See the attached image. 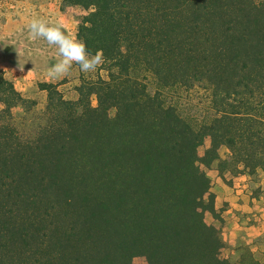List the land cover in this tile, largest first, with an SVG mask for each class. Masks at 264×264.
Segmentation results:
<instances>
[{
	"label": "trees",
	"instance_id": "trees-1",
	"mask_svg": "<svg viewBox=\"0 0 264 264\" xmlns=\"http://www.w3.org/2000/svg\"><path fill=\"white\" fill-rule=\"evenodd\" d=\"M66 2L91 8L76 36L92 53L102 51L107 63L108 79H100L95 91L97 106L86 104L78 115L63 117L70 101L59 95L56 105L54 85L41 83L54 112L37 138L22 142L10 122L0 124V193L10 196L11 187L22 189L15 199L35 190L36 202L52 204V229L46 225L47 207L40 211L35 264H131L141 254L148 264H228L218 256L220 237L204 221V212L214 209V196L201 164L208 167L221 145L235 154L226 122H252L251 109L214 93L227 106L196 128L165 105L160 91L149 93L140 74L130 75V68L143 63L138 56L146 36L138 34L145 13H131L132 0ZM150 2L155 8L148 11L150 19L161 17L155 0ZM0 102L6 109L25 102L1 68ZM205 135L211 145L199 156L196 148ZM252 157L243 154L236 161ZM46 238L55 248L50 257Z\"/></svg>",
	"mask_w": 264,
	"mask_h": 264
},
{
	"label": "rangeland",
	"instance_id": "rangeland-1",
	"mask_svg": "<svg viewBox=\"0 0 264 264\" xmlns=\"http://www.w3.org/2000/svg\"><path fill=\"white\" fill-rule=\"evenodd\" d=\"M132 2L131 13H145L142 17L146 23L138 34L146 36L138 56L143 63L130 68L129 73L140 74L149 93L160 91L165 105L175 107L196 128L219 117L223 106H227L220 97L216 100L214 93L228 96V103H238L239 107L240 102L248 105L254 114L252 122H226L227 135L236 141L235 154L230 147L221 145L208 167L201 164L214 196V209L204 212V221L220 237V259L228 264H264V0H155L162 16L152 19L148 11L155 8L149 6L150 0ZM90 10L66 0H0V68L25 99L9 109L0 102V124L10 122L22 142L36 139L40 126L47 124L54 112L49 92L41 89V83L54 85L57 92H53L52 101L56 105L59 95L70 101L71 108L61 111L63 117L78 115L86 104L97 106L95 91L100 79H108L107 63L103 61L91 73H83L79 65H73L67 75L52 77L49 69L59 59L56 48L28 34L31 21L43 18L62 23L77 39L79 22ZM129 42L135 61L137 41L133 38ZM146 67L150 70L144 71ZM154 71L158 74L154 75ZM108 112L113 114V109ZM239 133L242 140L238 139ZM210 143V135H205L196 148L197 154L203 156ZM243 154L254 157L247 162L236 161ZM209 170L217 171L226 185L239 191L238 196L246 195L239 202H245L250 209L232 212L238 222L243 220L235 235L228 233L225 220L215 208ZM11 189L12 198L0 193V264H35L41 240L40 211L47 207L46 225L52 229V204L36 202L32 195L35 190L15 200V191H24ZM45 244L48 256L54 255L50 238L45 239ZM149 261L146 254H141L132 257L130 263Z\"/></svg>",
	"mask_w": 264,
	"mask_h": 264
},
{
	"label": "clouds",
	"instance_id": "clouds-1",
	"mask_svg": "<svg viewBox=\"0 0 264 264\" xmlns=\"http://www.w3.org/2000/svg\"><path fill=\"white\" fill-rule=\"evenodd\" d=\"M29 37L41 39L56 48L59 59L49 69V75L59 78L67 75L73 65H79L81 72H95L103 63L102 51L92 53L82 39L74 38L62 23H51L43 18H35L28 25ZM20 70L24 67L19 64Z\"/></svg>",
	"mask_w": 264,
	"mask_h": 264
},
{
	"label": "crops",
	"instance_id": "crops-1",
	"mask_svg": "<svg viewBox=\"0 0 264 264\" xmlns=\"http://www.w3.org/2000/svg\"><path fill=\"white\" fill-rule=\"evenodd\" d=\"M208 175L210 178H213L212 182L214 186L212 187V190L215 193V208L225 220V226L229 230L228 233L235 235L236 227H242L243 220L238 222V219L233 216L232 212H236L233 210L238 209L242 211H245V208H247V210L250 209L245 202H239V198L245 199L246 195L239 194L240 196H238L237 193L239 191L236 190V192H234L233 187L226 185L217 175V171L209 170ZM243 178L245 177L243 176ZM223 205H225V207Z\"/></svg>",
	"mask_w": 264,
	"mask_h": 264
}]
</instances>
